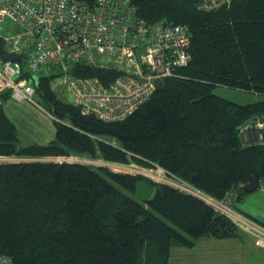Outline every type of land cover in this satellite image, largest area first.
<instances>
[{
	"label": "trees",
	"instance_id": "1",
	"mask_svg": "<svg viewBox=\"0 0 264 264\" xmlns=\"http://www.w3.org/2000/svg\"><path fill=\"white\" fill-rule=\"evenodd\" d=\"M131 2L148 23L187 27L190 60L124 119L82 113L50 88L51 76H41L36 93L55 134L23 145L4 109L7 95L0 99V158H19L0 160V254L13 264H168L174 245L243 232L169 183L151 181L153 195L142 203L131 194L143 176L56 157L159 166L215 199L241 201L264 190V137L240 136L245 121H264V99L239 104L214 92L225 86L264 96V0L209 11L198 0ZM0 57H9L1 40ZM76 71L104 83L113 74Z\"/></svg>",
	"mask_w": 264,
	"mask_h": 264
},
{
	"label": "built area",
	"instance_id": "2",
	"mask_svg": "<svg viewBox=\"0 0 264 264\" xmlns=\"http://www.w3.org/2000/svg\"><path fill=\"white\" fill-rule=\"evenodd\" d=\"M231 1L198 0L197 6L209 11L228 6ZM10 22L21 29L11 35L0 33L9 55L0 57V99L7 95L15 101L27 100L50 116L33 98L41 72L47 73L42 76H51L53 91L64 85L71 103L82 113L118 121L154 93L156 79L174 76L190 60L187 27L164 21L148 23L131 0H0V31ZM77 67L113 74L111 78L106 75L104 83L96 75L77 72ZM58 68L69 76L55 74ZM34 75L38 77L37 84ZM29 78L33 84L28 83ZM240 136L243 140L262 139L264 121L258 117L245 121ZM69 159L72 158H56L59 162ZM159 170L166 174L165 183L200 196L251 235L255 246L264 248V224L232 208L234 196L215 199L168 176L161 167ZM0 264L13 263L0 254Z\"/></svg>",
	"mask_w": 264,
	"mask_h": 264
},
{
	"label": "rangeland",
	"instance_id": "3",
	"mask_svg": "<svg viewBox=\"0 0 264 264\" xmlns=\"http://www.w3.org/2000/svg\"><path fill=\"white\" fill-rule=\"evenodd\" d=\"M20 29L21 28L19 27V25L10 22L3 25L0 33H3L4 35H11L17 33ZM54 73L58 74V76H60L61 78L69 76V73H61V70H59V68L58 70H55ZM44 74L47 73H39L40 76ZM28 83L33 84L32 78L28 79ZM214 92L239 104H246L264 99V96L262 95L225 86L214 87ZM56 94L61 100L65 102H71V96L65 93L64 85H58ZM33 98L36 102L44 105L42 98L36 92L33 95ZM11 100L12 99L3 100L5 106L4 109L17 127V134L21 144H43L54 137L55 123L54 117L52 115L50 116L46 114L36 105L27 100H13L15 102ZM69 157L74 160H82L83 162L92 165H99V163H104V160L102 159H91L85 155H71ZM43 159L51 158L46 157ZM6 160H19V158L7 157ZM109 163L111 164V166H106L112 170L129 172L144 177L138 179L136 190L131 194L133 198L142 203L146 199L151 198L153 195L154 189L151 181L164 182L166 179L164 177L166 176L165 172L160 171L159 166L145 168L140 167L134 163L130 165H123L118 163L116 164L112 162ZM120 165L126 167H118ZM245 199L246 198H244V200ZM241 201L235 200L232 203L231 207L234 209L238 208ZM249 202L254 207L262 210V202H264V196L260 194L256 202L253 201V199ZM239 234V236L233 238H216L214 236H209V238L206 237L197 241L195 240L196 245L192 253L193 257L185 258L184 260L182 259V264H264V249L255 247L253 245V237L251 238V236L246 234V232H240Z\"/></svg>",
	"mask_w": 264,
	"mask_h": 264
},
{
	"label": "crops",
	"instance_id": "4",
	"mask_svg": "<svg viewBox=\"0 0 264 264\" xmlns=\"http://www.w3.org/2000/svg\"><path fill=\"white\" fill-rule=\"evenodd\" d=\"M11 101H13V100H11ZM13 102H15V101H13ZM259 193L264 196V190L263 189L258 190L256 192H253V193L247 195L245 197L246 198L245 200L243 199L241 201V203H240V205H239V207L237 209L240 212L248 215L249 217L257 220L258 222L264 224V202H262V210L259 209V208L254 207L249 202L252 199H253V201L256 202L257 198H259V196H260ZM250 198H252V199H250ZM246 234H248V233H246ZM249 236H251V235H249ZM206 237L209 238V236H206ZM206 237H202V238H206ZM233 237H237V236L220 237V238H233ZM202 238H199V239H202ZM251 238H252V236H251ZM199 239H196V241L199 240ZM196 241H194L191 246H184V245H174V246H172L170 248V253H169V257H168V264H182V262H183L182 259L184 260L185 258L193 257L192 253H193V250L195 248ZM253 245H254V243H253ZM255 247H257V246H255ZM257 248H259V247H257ZM262 249H264V248H262Z\"/></svg>",
	"mask_w": 264,
	"mask_h": 264
},
{
	"label": "water",
	"instance_id": "5",
	"mask_svg": "<svg viewBox=\"0 0 264 264\" xmlns=\"http://www.w3.org/2000/svg\"><path fill=\"white\" fill-rule=\"evenodd\" d=\"M33 79H34V83L37 84V82H38V77L34 75V76H33ZM162 84H163V81H162V80H160V79H156V80H155V86H156V89H160V88L162 87ZM6 158H7V157H2V158H0V160H2V161H11V160H6ZM67 161H72V162H83L82 160H74V159H69V160H67ZM107 163H109V162L104 161V163H99V165H100V166H106V165H108ZM109 164H110V163H109ZM195 196H197V197H199V198L201 199L200 196H198V195H195Z\"/></svg>",
	"mask_w": 264,
	"mask_h": 264
},
{
	"label": "bare ground",
	"instance_id": "6",
	"mask_svg": "<svg viewBox=\"0 0 264 264\" xmlns=\"http://www.w3.org/2000/svg\"><path fill=\"white\" fill-rule=\"evenodd\" d=\"M107 164L111 166V164H109V163H107Z\"/></svg>",
	"mask_w": 264,
	"mask_h": 264
}]
</instances>
